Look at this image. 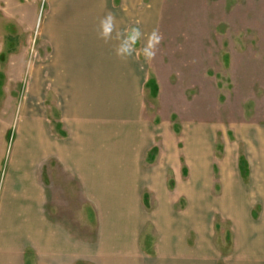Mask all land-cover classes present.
Listing matches in <instances>:
<instances>
[{
  "label": "crops",
  "instance_id": "1",
  "mask_svg": "<svg viewBox=\"0 0 264 264\" xmlns=\"http://www.w3.org/2000/svg\"><path fill=\"white\" fill-rule=\"evenodd\" d=\"M52 1L55 56L41 93L50 103L17 107L0 159V264H264V213L255 224L246 213L253 193L264 209V154L256 169L255 154L234 163L227 153L222 196H210L207 137L193 132L182 154L177 129L155 133L144 89L162 94L165 84L97 36L108 11L121 28L139 21L151 32L165 0ZM214 205L235 227L223 256L207 240Z\"/></svg>",
  "mask_w": 264,
  "mask_h": 264
},
{
  "label": "rangeland",
  "instance_id": "2",
  "mask_svg": "<svg viewBox=\"0 0 264 264\" xmlns=\"http://www.w3.org/2000/svg\"><path fill=\"white\" fill-rule=\"evenodd\" d=\"M53 2L0 0L2 164L15 140L12 124L17 107L50 103L41 93L49 90L48 73L55 56L50 36ZM117 3L115 8L120 7ZM164 6L154 25L163 33L166 48L160 47L149 65L142 56L138 59L142 76L166 86L162 94L161 90L153 93L148 83V90L144 89L149 121L155 133H162L164 123L172 131L177 129L182 154L185 140L193 132L207 137L214 184L210 196L220 199L218 172L227 153L234 163L238 156L255 154L256 169L263 162L259 141L264 142V0H165ZM247 180V176L239 177L240 182ZM258 195L253 193L252 206L246 210L253 224L264 213ZM184 205L188 200L180 201V207ZM208 218L207 240L223 256L233 249L235 227L215 205L208 210ZM187 234L191 239L192 233Z\"/></svg>",
  "mask_w": 264,
  "mask_h": 264
},
{
  "label": "clouds",
  "instance_id": "3",
  "mask_svg": "<svg viewBox=\"0 0 264 264\" xmlns=\"http://www.w3.org/2000/svg\"><path fill=\"white\" fill-rule=\"evenodd\" d=\"M121 23L115 13L106 12L98 21V38L110 45L116 58L125 64L138 60L141 56L145 62H152L163 41V33L159 28L145 33L139 21L124 28L120 27Z\"/></svg>",
  "mask_w": 264,
  "mask_h": 264
}]
</instances>
